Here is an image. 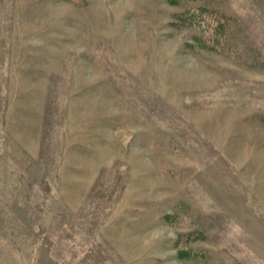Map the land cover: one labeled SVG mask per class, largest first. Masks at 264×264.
<instances>
[{
  "label": "rangeland",
  "instance_id": "374dc122",
  "mask_svg": "<svg viewBox=\"0 0 264 264\" xmlns=\"http://www.w3.org/2000/svg\"><path fill=\"white\" fill-rule=\"evenodd\" d=\"M0 264H264V0H0Z\"/></svg>",
  "mask_w": 264,
  "mask_h": 264
},
{
  "label": "trees",
  "instance_id": "16d2710c",
  "mask_svg": "<svg viewBox=\"0 0 264 264\" xmlns=\"http://www.w3.org/2000/svg\"><path fill=\"white\" fill-rule=\"evenodd\" d=\"M171 2H174V3H179V0H170ZM200 10V9H199ZM183 13H180V14H178V17L179 18H183Z\"/></svg>",
  "mask_w": 264,
  "mask_h": 264
}]
</instances>
